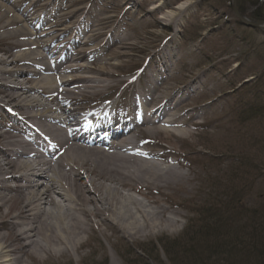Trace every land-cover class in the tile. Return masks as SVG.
I'll return each mask as SVG.
<instances>
[{
	"label": "bare ground",
	"instance_id": "obj_1",
	"mask_svg": "<svg viewBox=\"0 0 264 264\" xmlns=\"http://www.w3.org/2000/svg\"><path fill=\"white\" fill-rule=\"evenodd\" d=\"M52 1L44 0L43 6ZM33 3L0 0V111L10 121L7 128L0 126V264H27L26 260L73 253L81 258L89 233L110 229L129 238L144 230L176 226V214L165 217V209L150 208L129 194L177 190L188 180L172 167L159 142L158 154L150 150L149 142L163 134L188 136L181 129L184 124H178L181 117L186 125L193 124L187 114H175L182 102L172 105V96L167 98L159 84L171 71L172 48L165 46L159 62V72L166 75L154 79L156 75L146 74L150 78L146 86L124 104L131 127L107 135V106L89 110L107 89L113 66L92 58L101 46L107 54L120 50L114 58L121 57L126 38L117 34L110 44L96 43L105 38L102 30L109 16L99 15L96 25L84 28L78 25L80 18H74L79 9L65 17L76 21L65 29L60 12L35 26L41 14L28 15ZM185 6L167 10L158 21H168ZM159 8L151 5L148 11ZM62 35L68 38L57 41ZM5 40H11L8 50ZM188 89L191 94L198 86ZM106 142L114 147L108 148Z\"/></svg>",
	"mask_w": 264,
	"mask_h": 264
},
{
	"label": "rangeland",
	"instance_id": "obj_2",
	"mask_svg": "<svg viewBox=\"0 0 264 264\" xmlns=\"http://www.w3.org/2000/svg\"><path fill=\"white\" fill-rule=\"evenodd\" d=\"M43 3L34 0L28 10V15L41 14L35 26L51 20L56 13L67 18L79 9L74 18L79 17L78 25L84 28L96 25L99 15L109 16L102 30L105 38H97L96 43L108 40L110 44L117 34L126 38L121 57L114 58L120 50L107 54L105 46L93 53L92 59L113 66V77L106 80L107 89L102 90L103 97H98V106L110 108L115 104V110H119L132 93L146 86L150 79L146 74L156 75L154 79L166 75L159 72V62L165 46L171 47V71L159 84L167 98L172 96V105L182 102L175 114H187L193 124L186 125L181 117L178 124H184L181 129L188 131V136L163 134L149 140L150 150L158 154L155 142H159L173 159L172 167L185 173L188 180L184 186L158 192L143 190L142 196L129 193L150 208L165 209V217L176 214V226L144 230L129 238L110 229L102 231L105 226L100 228L104 234H88L81 258L73 253L26 263L264 264V231L255 237L260 245L258 252L251 250L248 256L243 252L248 250L240 248V243L249 239L246 233L234 237L248 212H253L249 217L258 218L264 228V31L240 25L231 13L230 0H53L47 8ZM184 4L168 21H158L167 10ZM236 4L246 18L257 11L264 20V0H237ZM151 5L160 8L150 12ZM18 7L25 12L21 5ZM74 18L66 19L61 28L71 26ZM10 41L5 40L4 50L11 48ZM131 45L135 46L133 51L128 49ZM191 85L198 89L189 94ZM178 91L180 95L174 97ZM257 109L260 112L254 113ZM9 124L1 112L0 126L7 128ZM240 153L247 159L244 167L238 166ZM246 183L251 192L240 191ZM237 211L241 216L232 224H223L231 228L229 231L223 229L222 234L213 230ZM261 247L262 259L258 258Z\"/></svg>",
	"mask_w": 264,
	"mask_h": 264
},
{
	"label": "trees",
	"instance_id": "obj_3",
	"mask_svg": "<svg viewBox=\"0 0 264 264\" xmlns=\"http://www.w3.org/2000/svg\"><path fill=\"white\" fill-rule=\"evenodd\" d=\"M241 12L244 13V10H242ZM250 19L262 20L263 17L261 16V14L257 13V11H254L251 13ZM258 112H260V109H257L256 111H254V113H258ZM237 159H238L237 161H239L238 166L241 167L243 165V167H244L245 162L247 161L246 157L243 158V154L240 153V158H237ZM239 181L242 183L243 180L240 179ZM240 191H243L244 193L251 192V188H250L249 184L246 183L244 186L242 185V189H240ZM240 212L241 211H237V212H233V214L228 215L227 219L225 220L226 222L225 223L221 222L219 224V226H217L216 229H213V230H217L218 232L222 231V234L224 232L223 229L224 230L227 229L229 231L231 228H228L225 225L232 224L234 222V218L241 216ZM251 213H253V212H248L246 219L245 218L243 219L242 224L240 225L239 229L237 230V233L234 235V237L237 238L238 236H241L240 234H243V232L246 233L245 235L249 239H247L244 243L241 242L240 245L242 247L240 246V248L248 250V251H243L244 253H247V256H248V254H251L250 253L251 250H255L256 252H258V248L260 247V245L256 242L255 237L262 236V231H264L263 222H260L258 220V218H256V217L250 218L249 214H251ZM230 220H232V222ZM223 224H225V225H223ZM207 233H211V232H207ZM214 233H216V231H214ZM261 242H264L263 239L261 240ZM262 248L263 247H261V249L259 250V251H261L259 253V256H258V258H260V259L263 258V257H261L262 256ZM238 251L241 252L242 250L241 251L238 250Z\"/></svg>",
	"mask_w": 264,
	"mask_h": 264
},
{
	"label": "water",
	"instance_id": "obj_4",
	"mask_svg": "<svg viewBox=\"0 0 264 264\" xmlns=\"http://www.w3.org/2000/svg\"><path fill=\"white\" fill-rule=\"evenodd\" d=\"M231 13L233 14L236 21L245 28L264 31V20L254 21L246 18L240 11L238 10L236 0H230Z\"/></svg>",
	"mask_w": 264,
	"mask_h": 264
}]
</instances>
